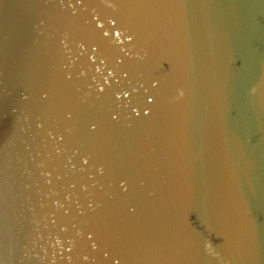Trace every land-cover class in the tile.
<instances>
[{"label": "water", "instance_id": "1", "mask_svg": "<svg viewBox=\"0 0 264 264\" xmlns=\"http://www.w3.org/2000/svg\"><path fill=\"white\" fill-rule=\"evenodd\" d=\"M0 264H264V0H0Z\"/></svg>", "mask_w": 264, "mask_h": 264}]
</instances>
